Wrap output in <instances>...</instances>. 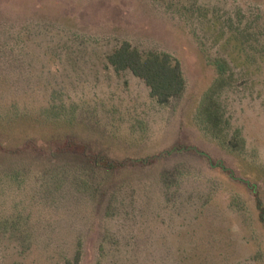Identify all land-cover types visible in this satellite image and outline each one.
<instances>
[{"label": "rangeland", "instance_id": "obj_1", "mask_svg": "<svg viewBox=\"0 0 264 264\" xmlns=\"http://www.w3.org/2000/svg\"><path fill=\"white\" fill-rule=\"evenodd\" d=\"M125 42L185 92L117 73ZM211 91L239 152L200 120ZM257 197L264 0H0V264H264Z\"/></svg>", "mask_w": 264, "mask_h": 264}, {"label": "trees", "instance_id": "obj_2", "mask_svg": "<svg viewBox=\"0 0 264 264\" xmlns=\"http://www.w3.org/2000/svg\"><path fill=\"white\" fill-rule=\"evenodd\" d=\"M109 64L114 67L117 73L130 71L136 78L145 82L150 89L151 97L162 106L168 105L172 99L181 96L186 89V80L181 64L171 55L159 52H148L143 54L134 48L129 42L123 43L112 55L108 57ZM217 71L220 76H224L225 62L216 61ZM223 63V64H222ZM200 120L207 132L215 139L225 142L231 151L239 152L244 148V141L238 140L236 136L228 138L227 130L229 123L221 108L220 103L215 98V92L207 93L200 108ZM65 149L78 150L79 145L68 142ZM194 151L212 164V159L206 154L187 148H178L173 152ZM172 154V152L170 153ZM96 159V157L94 156ZM97 166L105 169H113L111 162L102 158L94 162ZM224 169V167H223ZM257 209L259 219L264 227V203L257 197ZM81 254L77 253L74 260H69L66 264H80Z\"/></svg>", "mask_w": 264, "mask_h": 264}]
</instances>
